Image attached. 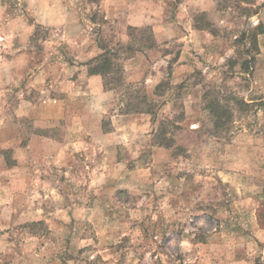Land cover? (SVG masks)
I'll list each match as a JSON object with an SVG mask.
<instances>
[{"label": "rangeland", "instance_id": "1", "mask_svg": "<svg viewBox=\"0 0 264 264\" xmlns=\"http://www.w3.org/2000/svg\"><path fill=\"white\" fill-rule=\"evenodd\" d=\"M260 24L264 0H0V264H264Z\"/></svg>", "mask_w": 264, "mask_h": 264}, {"label": "trees", "instance_id": "2", "mask_svg": "<svg viewBox=\"0 0 264 264\" xmlns=\"http://www.w3.org/2000/svg\"><path fill=\"white\" fill-rule=\"evenodd\" d=\"M244 3L247 4H251L254 5L255 4V0H241ZM254 13H258L257 11H254ZM247 33H244L240 39V41H244L245 38L249 39L250 45L251 47L243 54L248 55V58L243 61V68L245 69L246 72L250 71L252 66L256 63V59H257V55L260 53V49H259V43H258V39L259 36L264 34V26L262 24L250 29L249 31H247ZM254 52V53H253ZM115 52L112 53V51H104V53L102 55H100L99 57H97L93 62L96 63L95 67L90 71L91 74L93 75H101L103 77V79L105 80V86L106 88L107 85L109 84L110 81H114V79H116L115 77L118 78V74H120L119 70V66L118 64L115 63ZM94 66V65H93ZM162 85L158 86L157 90H159L161 88ZM141 92L138 91L136 92V95L134 97H132V99L138 100L140 102H138V104L140 105L141 102H145L146 101V97H143L141 95H139ZM138 94V95H137ZM132 96V94H131ZM238 106H246L248 107L249 105L244 103V101L241 102H237ZM128 106H131V104L129 103ZM211 115L214 117V126L217 130H221L224 128L225 125L229 124L231 122V116L230 113L228 112V106H222L221 102L219 100H216L214 102H210L208 103L207 107H206ZM129 111V109H128ZM144 109H141V107L137 108L135 110V112L137 113H144ZM147 113H150L149 111H147ZM232 115V114H231ZM159 135V134H158ZM174 140V139H173ZM173 140L172 138L170 139H164L162 146H166V147H172L173 146ZM122 194V193H121ZM121 194L119 196H121Z\"/></svg>", "mask_w": 264, "mask_h": 264}, {"label": "crops", "instance_id": "3", "mask_svg": "<svg viewBox=\"0 0 264 264\" xmlns=\"http://www.w3.org/2000/svg\"><path fill=\"white\" fill-rule=\"evenodd\" d=\"M92 77H94V76H92ZM93 79V78H92Z\"/></svg>", "mask_w": 264, "mask_h": 264}]
</instances>
